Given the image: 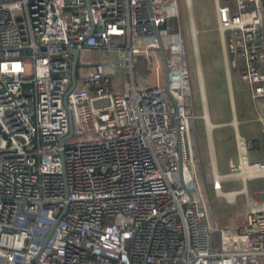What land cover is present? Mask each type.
<instances>
[{"label":"built area","instance_id":"2783aa9c","mask_svg":"<svg viewBox=\"0 0 264 264\" xmlns=\"http://www.w3.org/2000/svg\"><path fill=\"white\" fill-rule=\"evenodd\" d=\"M214 6L261 134L202 116L235 128L236 160L219 171L211 155L205 176L220 201L244 194L228 227L195 189L178 0H0V264H264V190L247 186L264 180V0Z\"/></svg>","mask_w":264,"mask_h":264},{"label":"rangeland","instance_id":"374dc122","mask_svg":"<svg viewBox=\"0 0 264 264\" xmlns=\"http://www.w3.org/2000/svg\"><path fill=\"white\" fill-rule=\"evenodd\" d=\"M179 15L169 20L171 26H179L183 36L184 46L188 61V68L190 71L191 84V102H192V116L189 118L190 136L195 152L199 154L201 160L197 167L199 171L198 181L195 189L204 193V202L208 212V220L213 227H228L234 226L243 221L244 210V194L239 193L236 196V204H230L225 201L217 199L211 184L205 179L206 174L210 171L208 160V148L206 146L205 132L203 120L200 116L201 99L197 85V62L198 66L202 68L204 86L206 91L207 107L211 121L223 122L230 118L227 114V90L223 87V81L220 73L222 67L220 65L215 45L217 39V30L215 28L213 0H191L192 12L194 16V25L197 29L195 37V47L197 53H194V44L191 37L190 25L188 19V11L185 0H178ZM197 57V58H196ZM144 60L140 53L135 62V76L137 79L142 77ZM197 60V62H196ZM38 74H44V69L37 66ZM233 69H231V82L235 98V105L237 109L238 129L239 132L248 138H254L258 143H261L260 124L255 120V111L252 106V101L248 94L246 82L235 76ZM222 74V73H221ZM150 71L149 83L153 80ZM259 109L263 106L261 99L256 100ZM241 108V109H240ZM243 109V111H241ZM231 126L220 125L216 126L213 131L214 149L216 153V160L220 171H226L227 156L232 155L235 159L234 150L230 144L231 140ZM199 168V169H198ZM241 186L239 180H231L224 182L223 190L238 189ZM250 193H258L264 190L263 179H253L247 182Z\"/></svg>","mask_w":264,"mask_h":264},{"label":"crops","instance_id":"0c3cea01","mask_svg":"<svg viewBox=\"0 0 264 264\" xmlns=\"http://www.w3.org/2000/svg\"><path fill=\"white\" fill-rule=\"evenodd\" d=\"M213 8H214V20H215V25L214 26L216 28V17H215L214 0H213ZM217 35L218 36H217V39H215L216 40L215 45H216V47L219 50V51H217V52H219L218 53L219 59H221L220 65L222 67V72H221L222 74L220 73V75L222 76L221 79L223 81V87L227 90V92H226L227 93V98H228V95H229L228 103H227V109H228L227 114L230 116V118L227 119L226 121H223V122H234L233 124H235V128H236L237 132L239 134H241L239 132V129H238L237 109H236V105H235V98H234L232 82H231V68L228 67V64L226 63V61L224 59V55H223V51H222V47H221V42H220V39H219V34L217 33ZM160 61L162 63V59ZM196 62H197V60H196ZM234 75L238 76L237 74H234ZM151 78L153 79V76H151ZM154 81L155 80L153 79L151 81V83H154ZM197 85H198V89H199V94H200V99H201L200 103H201V109H202V112H201L200 116L202 117L203 114L206 113V115L208 116V119L210 120V122H212L213 124L214 123H218V122H215V121H211L210 116H209L202 68H200V66H198V62H197ZM248 94H249V91H248ZM241 111H243V109ZM202 120H203L204 132H205L206 146L208 148V160H209V168H210V157H211V155H213L214 159L216 160V153H215V149H214L215 147H214V140H213V131H214V129L216 127H209L208 125H206L205 122H204L203 117H202ZM233 124L229 123L227 125L231 126V130H230V133H231L230 144L232 146V149L234 150L235 159L233 158L232 155H228L227 156V160L229 158H232L233 160H236V148H235V139H234L235 128H234ZM189 131H190V125H189ZM190 139H191V136H190ZM191 143H192V141H191ZM192 146H193V143H192ZM193 151H194V154L196 155V157L198 158V161H197V164H196V170H197V167L201 163V160H200V157L198 156L199 154H197L195 152L194 146H193ZM227 160H226V162H227ZM216 164H217L218 170L220 171L217 160H216ZM200 166H201V164H200ZM202 167L203 166H201L200 168L202 169ZM199 171L197 170V175L199 174ZM201 195L204 196V193L202 192Z\"/></svg>","mask_w":264,"mask_h":264},{"label":"water","instance_id":"95a60500","mask_svg":"<svg viewBox=\"0 0 264 264\" xmlns=\"http://www.w3.org/2000/svg\"><path fill=\"white\" fill-rule=\"evenodd\" d=\"M162 54L164 55V52L162 51ZM76 56H77V51H74V58H73V62H72V73L74 72V65H75V62H76ZM73 82L72 81V85H73Z\"/></svg>","mask_w":264,"mask_h":264}]
</instances>
